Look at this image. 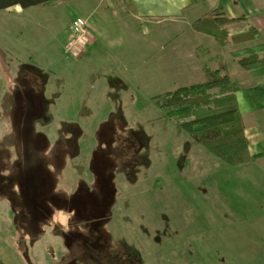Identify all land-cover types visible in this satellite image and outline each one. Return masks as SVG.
<instances>
[{"label": "rangeland", "instance_id": "obj_1", "mask_svg": "<svg viewBox=\"0 0 264 264\" xmlns=\"http://www.w3.org/2000/svg\"><path fill=\"white\" fill-rule=\"evenodd\" d=\"M62 1L25 10L19 6L0 10V102L5 89L12 94L16 85L17 91H22L31 77L40 83L45 105L42 119L36 121L37 130L46 135L51 145L63 139L61 144L67 156L65 168L59 174L60 189L69 192L81 179H89L93 146L106 138L110 130L122 126L113 116L124 110L128 126L143 131L152 140L149 153L154 161V174L160 172L162 185L160 189L154 188L155 181L144 173L141 187L135 190L140 196L135 206L125 195L128 188L122 189L125 179L118 181L122 188L112 220L106 227L114 241L125 242L135 251L131 258L122 250L121 257L118 254L122 262L264 264V161L225 165L229 167L227 171L214 173L216 178L209 179L206 192L202 190L204 194L193 192V196L209 198L205 200L207 207L216 209L214 219H200L203 214L199 215L192 204L186 210L181 203L171 205L174 196L171 174L164 172L167 165L157 164V158L167 160L169 148L176 139L191 136L186 131L183 135L179 126L165 118L152 100L154 95L176 88L171 85L170 36L153 32L151 36L158 44L151 50L149 45L131 39L127 28L117 26L116 36L123 40L124 35L129 44L128 60L123 54L126 44L121 42L119 46L107 48L103 40L75 56L66 49L68 31L74 20L84 14V8L68 2L72 0ZM139 33L149 37L143 26ZM135 46L139 51L133 57L130 47ZM257 48H261L260 54L264 53V46ZM117 55L126 59L117 61ZM185 82L188 81L178 84ZM110 94H115L116 100L120 96V100L113 102ZM1 113L0 142L7 143L2 139L11 127L9 120L2 118L3 110ZM10 136L13 137V132ZM10 142L15 146L14 140ZM58 167L61 168L60 161ZM25 180L28 179L15 178L14 199L0 200V231L4 232L6 244L0 247V257L6 264H70L74 253L79 257L78 264H87L82 246L77 242L82 234L74 236L79 232L75 222L72 221L73 233L67 235L57 222L63 221L68 212L43 213L41 202L45 198ZM125 202L138 210L137 221L123 218ZM185 214L188 218L183 220ZM171 217L178 221L176 227L171 228ZM36 222L44 227L43 235H38ZM136 222L140 225L136 226ZM30 224L36 230L30 229ZM56 228L59 231H53ZM106 255V264H121L116 258L109 259L108 252Z\"/></svg>", "mask_w": 264, "mask_h": 264}, {"label": "crops", "instance_id": "obj_2", "mask_svg": "<svg viewBox=\"0 0 264 264\" xmlns=\"http://www.w3.org/2000/svg\"><path fill=\"white\" fill-rule=\"evenodd\" d=\"M58 1L61 0H56L54 3ZM68 2L80 6V9L84 8V14L79 17L88 21L94 34V40L89 48L101 40L105 41L104 46L107 48H110V45L112 47L119 46L121 42L126 44L123 45V50L126 51L123 54H126L127 59L122 55H117L119 56L117 61L128 60L129 55V44L127 45L126 38L122 35V40L118 35L116 36L117 32H114L117 26L127 28V33L131 39L139 44L149 45L151 50L156 49L158 44V40L151 36L153 32L170 36L171 85L176 88L206 81L208 76L204 70V65L216 68L217 63L212 59L223 58L227 64L229 76L239 85L236 95L245 124L249 151L252 155H262L241 165L264 161V66L245 69L238 62L247 50L264 46V0H72ZM204 3L207 8L203 5ZM18 6L21 7L20 5L12 7ZM219 8L225 11L227 17L235 20L226 26L230 32L229 35L243 32L250 26H254L257 28L255 38L238 43L229 42L222 46L213 36L198 32L193 28L196 19ZM21 9L25 10L22 7ZM142 26L144 33L149 37L140 35ZM130 48L132 50L131 55L134 57L139 51L138 46ZM193 77L197 80L191 81L190 79ZM182 79L188 82L178 84L179 81H183ZM30 81L36 84L35 86L40 93L41 106L38 112L32 110L34 102L30 95L34 91H31L30 95L28 93L32 87L23 86L24 92L18 94L16 85H14L12 94H9L6 89L2 91L4 94H1L3 100L0 102V116L1 110H3L4 117L2 118L9 120L11 129L2 139L7 140V143L0 142V200H9L13 195L16 197V192L14 193L15 178H18V181H21V178L22 180L26 178L30 181L32 190L39 192L40 196L45 198L41 202L44 205L42 212L48 211V214L54 210L68 212L63 221L57 222L60 227L63 226L65 235L73 233V225L75 224L79 230L74 235L77 237L79 233L83 235L91 228L85 221L87 218L85 206L91 202H101L103 199L109 200L112 197L108 222L112 220L114 207L118 202V194L122 188L121 184L117 183L122 178L126 181V185H123L122 189L128 188L125 195L132 199L135 206L140 201V196L135 193V190L141 187V179L144 180L141 177L144 173L145 177L155 181L154 188H161L160 172L154 174V161L149 153L152 140L143 131L129 127V120L125 117L124 110H120L119 114L113 118L120 121L122 126L120 128L118 126V129L123 131L121 132L116 128L112 129L106 138H101L100 143L93 146L95 151L89 171V179L86 181L81 179L76 186H72L73 189L69 192L60 189L59 174L63 172L67 158L63 144H61L63 139L51 145L46 135L37 130L36 121L42 119L41 114L45 105V98L40 83H36L37 79L34 80L31 77ZM110 95L113 102L120 100V96L116 100L115 94ZM171 122L179 126V130L184 135L185 130L181 125L176 121ZM12 132L13 137L10 136ZM190 138L184 135V138L176 139L169 148V158L167 160L157 158V164L164 165L163 163H166L167 167L164 172L171 174V191L174 195H171V205L181 203L186 210L187 206L192 204L196 207L199 215L203 214L199 216L200 219H214L216 218L214 216L216 209L207 207L208 202L205 200L209 198L193 196V192L195 190L202 192L203 190L205 193L207 190L205 188L210 183L209 179L216 178L217 174L214 176V173L225 172L229 168L226 166L230 165L215 157L210 151L207 153L196 141H192ZM11 140H14L15 146L12 144L13 142H10ZM59 161L61 168L58 167ZM107 171L109 173L106 175L108 180L104 181L103 184L99 183L97 181L98 173H107ZM135 206H132L130 202L123 203L122 211L124 214L122 216L125 221L138 220L139 212ZM187 218L185 214L182 219ZM72 221L75 223L72 224ZM36 223L39 227L38 235H43L44 227L40 223ZM139 225L136 222V226ZM175 225H178V221L171 217V228L176 227ZM29 228L33 229L31 224ZM57 229H53V231H59ZM103 229L108 231L106 225ZM99 230L101 228L97 229V231ZM3 237L4 232L0 231V247L6 246ZM66 239L68 241L67 237ZM114 242L124 246L114 247L117 251L119 250L120 253L122 250L127 251L131 258L134 257L133 247L126 246L125 242ZM104 249L105 247L96 254L87 250L82 257L87 264H106L108 258ZM108 256L111 259L110 252H108ZM78 258V255L73 253L70 264H78ZM126 261L120 260V263L126 264Z\"/></svg>", "mask_w": 264, "mask_h": 264}, {"label": "trees", "instance_id": "obj_3", "mask_svg": "<svg viewBox=\"0 0 264 264\" xmlns=\"http://www.w3.org/2000/svg\"><path fill=\"white\" fill-rule=\"evenodd\" d=\"M56 0H0V10L20 5L23 9L37 6L50 5ZM227 17L221 8L212 10L207 15L196 19L193 28L201 33L213 36L220 45L229 42H244L254 39L257 28L250 26L247 30L229 35L226 26L234 22ZM261 48H253L246 51L238 60L245 69H253L264 66V53ZM208 51V50H207ZM217 63L216 68L204 65L208 76L206 81L177 87L152 97L153 102L163 111L164 117L178 122L181 127L192 137L194 141L204 146L215 157L231 166H238L257 159L262 155H252L249 151V142L245 134V124L239 108L236 92L239 89L237 82L228 74L227 64L221 57L213 58ZM33 82L24 84L32 87V110L38 112L41 106L40 93ZM24 91H17L22 94ZM33 113V112H32ZM107 173H98L97 181L103 184L108 180ZM112 198V197H111ZM111 198L103 201H94L85 206V221L91 227L77 242L82 246L83 253L99 250L110 252L111 259L120 262L121 253L114 247H124L114 242L110 232L103 229L109 221V209ZM113 200V198H112ZM101 230L97 231V229ZM69 243V241H68ZM71 244L69 243V246ZM85 249V250H84ZM118 254L120 257H118ZM0 264H6L0 257Z\"/></svg>", "mask_w": 264, "mask_h": 264}, {"label": "built area", "instance_id": "obj_4", "mask_svg": "<svg viewBox=\"0 0 264 264\" xmlns=\"http://www.w3.org/2000/svg\"><path fill=\"white\" fill-rule=\"evenodd\" d=\"M94 40L93 31L84 18L78 17L74 20L68 31V41L66 49L73 55L79 56L83 54Z\"/></svg>", "mask_w": 264, "mask_h": 264}]
</instances>
